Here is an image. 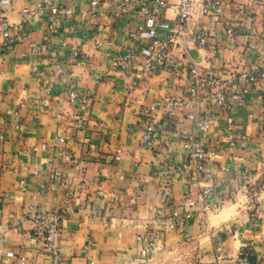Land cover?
Listing matches in <instances>:
<instances>
[{
  "label": "crops",
  "instance_id": "1",
  "mask_svg": "<svg viewBox=\"0 0 264 264\" xmlns=\"http://www.w3.org/2000/svg\"><path fill=\"white\" fill-rule=\"evenodd\" d=\"M47 1L72 14L52 24ZM121 1L0 0V264H53L31 236L40 212L64 213L61 264H148L178 249L193 264H264V78L231 113L245 148L230 149L225 112L205 100L171 121L164 112L167 99L187 97L191 70L210 59L220 76L239 84L264 73V0H224V17L206 24L205 48L176 45L172 67L141 74L129 91L135 76L113 59L131 52L143 65L176 14L152 5L144 15L138 0L119 15ZM32 43L45 50L32 53ZM154 104L145 119L143 109ZM194 113L211 121L199 138L206 169L186 176L180 168L189 162L184 144ZM153 123L160 128L145 145ZM207 184L222 191L221 200L184 224L180 205L196 203ZM224 206L234 212L222 216Z\"/></svg>",
  "mask_w": 264,
  "mask_h": 264
},
{
  "label": "built area",
  "instance_id": "2",
  "mask_svg": "<svg viewBox=\"0 0 264 264\" xmlns=\"http://www.w3.org/2000/svg\"><path fill=\"white\" fill-rule=\"evenodd\" d=\"M93 7H99L101 0H90ZM133 1L138 0H122L119 5V15L126 13L129 5ZM143 14L151 13L152 5H165L168 9L176 14L175 24L168 29V36L165 40H160L156 36L148 47V55L143 65H138L134 62L131 52L121 54L113 59V65L126 73H132L135 77L130 85L126 87L130 89L138 86L140 75H150L161 65L172 67L175 60L173 55V47L176 45H184L187 48H205L209 43V36L206 30V24L210 19L224 17L225 5L224 0H141ZM46 6L51 9L50 20L52 24L55 22L58 14L71 15L72 11L61 9L54 6L51 1L46 2ZM43 6L39 7L42 10ZM5 37L9 38L8 32L4 25ZM51 30H54L51 25ZM142 30V28H140ZM65 46V44H64ZM32 53L36 54L39 51H44L45 46L37 47L35 43L31 44ZM79 56L77 51H73L72 58ZM214 58L207 62L204 68L194 67L191 70V81L187 87L186 98L171 97L164 104V112L168 121L176 119L180 112L186 109H195L200 100H205L207 103L213 104L215 107L225 112V122L227 123L228 141L230 149L236 147L245 148L248 144L245 136L238 139L233 132L234 119L231 116L236 106L243 104L245 95L248 94L249 88L256 85L260 79L264 78V73L246 76L240 84L244 87L240 88L237 79L225 80L213 69ZM69 101L76 102L79 95L75 90L69 92ZM82 97V100H85ZM159 105L154 104L145 107L142 111V116L149 120L152 118V112ZM194 121V132L185 140L184 147L191 150L189 162L184 164L180 171L184 175L189 176L192 173L200 176L206 169V151L199 139L201 135L208 133L211 127V121L204 115L191 114ZM160 128L159 124H151L144 132L143 142L148 144L152 136ZM65 143L64 139L57 141L58 145ZM43 149H47L46 144L42 145ZM56 181L58 177L53 178ZM207 181H212V175H206ZM63 185V183H61ZM21 185H24L23 183ZM222 191L217 187L207 184L202 187L196 203L191 198L184 200L179 207V212L183 216V223L186 224L197 215H208L214 211L215 204L221 200ZM64 213L40 212L35 214L32 219L33 229L31 236L36 239L40 245L48 251L53 264H61V251L58 241L61 237ZM141 239V238H139ZM147 240V239H144ZM92 247L89 243L88 248ZM23 259L21 264H24Z\"/></svg>",
  "mask_w": 264,
  "mask_h": 264
},
{
  "label": "rangeland",
  "instance_id": "3",
  "mask_svg": "<svg viewBox=\"0 0 264 264\" xmlns=\"http://www.w3.org/2000/svg\"><path fill=\"white\" fill-rule=\"evenodd\" d=\"M148 264H193L190 254H183L181 249L161 251Z\"/></svg>",
  "mask_w": 264,
  "mask_h": 264
},
{
  "label": "snow or ice",
  "instance_id": "4",
  "mask_svg": "<svg viewBox=\"0 0 264 264\" xmlns=\"http://www.w3.org/2000/svg\"><path fill=\"white\" fill-rule=\"evenodd\" d=\"M239 205H237L238 207ZM219 210V209H218ZM220 211V214L222 216L224 215H231L233 212H234V209L233 208H230V207H227V206H224L222 210H219ZM218 217H213V219H217Z\"/></svg>",
  "mask_w": 264,
  "mask_h": 264
}]
</instances>
